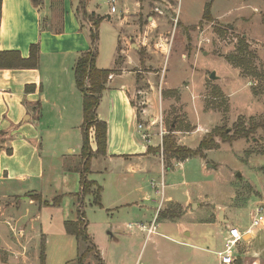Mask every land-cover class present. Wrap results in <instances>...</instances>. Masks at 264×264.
<instances>
[{"label": "rangeland", "instance_id": "rangeland-1", "mask_svg": "<svg viewBox=\"0 0 264 264\" xmlns=\"http://www.w3.org/2000/svg\"><path fill=\"white\" fill-rule=\"evenodd\" d=\"M83 1L86 3L88 0ZM129 1L116 0L114 20L126 12L127 6L124 4H130ZM142 1L148 5V14L157 17L159 24L157 29L160 34L149 44L158 51L166 45L170 51L161 60L163 77L167 76V81L172 79L175 83L187 80L197 88L192 87V94L187 89L190 84L182 82L179 89L168 94L163 92V96L173 99L171 106L163 110L167 131L173 128L176 132H200L199 135H180L184 146L193 150L199 147L204 138L217 131L226 132L228 136H234L243 128L257 127L256 131L247 139L231 143L215 136L217 146L205 151L208 165L213 166L211 170L207 171L202 166L200 158L186 160L182 167L175 165L174 169L167 168L163 175L157 159L148 167L150 173L142 185L153 198L159 190V204H163V197L170 196L183 201L189 193L195 201H203L191 211L196 223H191L187 228L158 216L157 234L146 238V233L135 235L134 228H129V225L140 223L149 227L158 204L147 202L142 208L131 211L129 208L109 210L103 207V203L97 206L94 197L88 196L83 202V211L89 223V242H78L65 232L64 221L78 219V206L72 195L64 196L66 193L79 194V186L75 191V181L72 179L77 178V174L68 177L70 180L67 184L61 160L68 163L69 158L64 159L63 156L69 155L59 144L56 146L53 141L48 144L49 137L43 134L44 149L50 153L45 156L46 179L51 185L47 189V199L50 201L42 211L38 205L31 208L28 220L34 218V226L49 236L45 244L46 264H219L216 253L223 248H219L218 243L223 242L224 245L226 228H220L222 234L220 229L205 225V221L217 219V215L226 209L228 215L234 216L229 218L230 226L238 221L246 227L250 224L253 208L258 205L264 207V0ZM93 3L100 5L102 16L111 12L109 0H93ZM209 3L212 4L214 22L204 23L202 18ZM156 9L162 11L163 15L156 13ZM103 22L99 28L97 47L106 64L110 60L111 34L117 25ZM242 39L247 45L245 62L237 65L234 58L241 57L239 47ZM144 72L153 71L150 68ZM212 73L216 74L215 80L210 78ZM184 93L189 99L183 98ZM187 107L195 114L197 127H193L189 120ZM104 110L110 112L109 103ZM200 119L204 125L202 130ZM53 134L57 138L60 135L55 131ZM172 136L178 144L174 133ZM81 138L78 135L79 145ZM154 143H159V139L154 138ZM72 145L77 154L79 146L75 138ZM163 159H166L164 155ZM167 161L171 164L174 160ZM59 197L60 204L53 206L54 199ZM167 210L168 214L171 213L168 205ZM181 228L187 230L183 232ZM189 233L191 238L183 236ZM261 233V236L258 235L261 237L260 244L253 241L249 245L239 246L235 252L243 264H264L263 229ZM42 239L35 237L30 244L29 264H41ZM183 242L188 245H183ZM5 248L0 243V264L10 261L11 253ZM14 264L18 263L14 261Z\"/></svg>", "mask_w": 264, "mask_h": 264}, {"label": "crops", "instance_id": "crops-1", "mask_svg": "<svg viewBox=\"0 0 264 264\" xmlns=\"http://www.w3.org/2000/svg\"><path fill=\"white\" fill-rule=\"evenodd\" d=\"M129 2L124 4L127 6L126 12L118 20L113 19L116 13L102 16L100 5L93 3V0L86 2L87 13L104 18L103 24L117 25L111 34L109 62L104 64L100 53L97 58V67L111 70L110 76H113L108 79L97 109L98 118L108 125L107 154L92 159L88 179L103 187L102 203L106 209L129 208L131 211L142 208L147 202L158 204L149 227L140 223L129 225V228H134L135 235L146 233V238H152L159 228L160 217L156 218L169 210L167 205L175 218L162 220L188 228L191 223H196L191 211L203 201H195L189 193L183 201L173 196L163 197L161 205L157 201L159 190L153 198L142 185L150 173L148 167L156 159L161 164L162 175L167 170L162 153L160 121L163 120V110L171 106L173 99L163 96V92L168 94L179 89L182 82L190 83L187 80L175 83L172 79L167 81V76L163 77L161 60L170 51L166 45L158 51L149 44L160 34L158 18L148 14V5L142 0ZM78 4L79 0H3L0 51H18L27 59L31 46H40L38 69H0V243L11 253L8 264H14V261L29 264L28 254L34 238H44L47 242L49 237L34 226V218L28 220L31 208L38 205L42 211L50 201L47 199V189L51 185L46 179L45 160L50 153L44 149L43 134L48 135V144L53 141L56 146L59 144L66 149L69 156L65 154L63 157L69 158L68 163L61 160L64 163V178L69 184L68 177L77 174V178H72L75 181L73 186L75 191L77 186L79 193L81 191L83 140L81 138L79 145L78 135L82 137L83 96L77 89L74 69L79 56L91 49L89 34L92 25L87 20L77 18ZM182 57L185 59V56ZM150 68L153 72H144ZM27 86L31 87L28 93ZM192 87L190 84L187 89L194 94ZM184 96L189 99L185 93ZM106 103L110 105L108 113L104 110ZM187 110L193 127H197L195 114L191 108L187 107ZM140 125L143 129H139ZM199 126L201 130L204 129L201 119ZM162 128L168 133L164 121ZM54 131L60 134L58 138ZM182 133L186 132L177 131L174 134L178 144L184 146L180 136ZM143 135H147L148 139L145 140ZM74 138L79 146L77 154L72 147ZM154 138H158L159 143H154ZM91 140L93 151H96L93 135ZM200 160L207 171L211 170L213 166L208 165L206 157ZM175 165L182 167L183 162L174 160L169 169H174ZM162 187H165L163 183ZM66 195H72L78 206L77 193ZM219 214L217 219L205 221V225L218 230L224 227L227 233L231 227L229 218L234 216L228 215L225 209V221L221 223ZM233 226L241 229L248 227H243L238 221ZM153 229V234H149ZM185 229L180 231L184 232ZM262 229L255 230L253 237L240 246L253 241L260 244ZM183 236L191 238V233ZM218 244L219 248L224 247L223 242ZM183 245L188 243L183 242Z\"/></svg>", "mask_w": 264, "mask_h": 264}, {"label": "trees", "instance_id": "trees-1", "mask_svg": "<svg viewBox=\"0 0 264 264\" xmlns=\"http://www.w3.org/2000/svg\"><path fill=\"white\" fill-rule=\"evenodd\" d=\"M2 4L3 0H0V23L2 17ZM212 4H207L205 7V13L202 18V22L212 23L214 22L213 15L211 13ZM77 18L87 20L91 23L90 30V42L91 49L88 52L81 54L76 62L74 73L77 89L83 96V125H82V167L81 173V191L76 195L78 200V219L76 221H66L65 229L68 235L76 238L78 242H89L91 239L88 235V223L85 219V213L83 211V202L86 197H94L95 204L101 206L102 204V192L103 187L99 186L97 182L90 181L88 175L90 174L91 161L95 157L105 156L107 154V135L108 125L105 121H102L97 116V109L101 102L103 93L106 90V85L109 76L112 74L111 70H103L97 67V58L99 55L98 42H99V28L104 18L97 17L94 13L89 15L86 11V3L83 0L79 1L76 9ZM61 32V31H59ZM247 49L245 39L241 40L239 47V53L241 57H235L237 65L244 63V53ZM40 64V46L34 44L30 48V56L25 59L18 51H0V69H38ZM27 93L31 91V87L27 86ZM256 128L239 130L234 136H228L226 132L217 131L215 134L204 138L199 147L196 150L190 149L186 146H179L176 143L175 138L172 136L176 132L171 128L170 132L163 138L162 151L164 162L168 163L166 168H170V162L167 159L175 160L177 162H184L194 158H205V151L213 150L217 145L215 144V136L221 137L225 142H234L238 139H247L255 133ZM93 135L96 151H93L91 137ZM159 150H161L159 148ZM38 200H40L37 197ZM61 198L54 200V206L60 204ZM49 204V203H47ZM161 219H174L175 216H171L168 212H162L159 214ZM46 242L42 243L40 261L41 264H46ZM92 251H94L92 249ZM235 264H243L241 258H238Z\"/></svg>", "mask_w": 264, "mask_h": 264}, {"label": "built area", "instance_id": "built-area-1", "mask_svg": "<svg viewBox=\"0 0 264 264\" xmlns=\"http://www.w3.org/2000/svg\"><path fill=\"white\" fill-rule=\"evenodd\" d=\"M116 0H109V4L111 7V12L116 13L115 8ZM156 13L163 15V12L159 9L155 10ZM176 21V20H175ZM113 76H110L109 79H112ZM161 131L160 135L164 138L168 133L163 130V120L160 121ZM139 129H143V126L140 125ZM148 136L143 135V138L147 140ZM264 228V207L257 206L252 212L251 223L246 229H241L239 226H231L229 227L226 236L224 238V247L223 250L217 253L219 264H235L237 261V257L235 252L238 251L240 244L245 243L250 240L255 230ZM155 229L150 230L149 234H153Z\"/></svg>", "mask_w": 264, "mask_h": 264}, {"label": "water", "instance_id": "water-1", "mask_svg": "<svg viewBox=\"0 0 264 264\" xmlns=\"http://www.w3.org/2000/svg\"><path fill=\"white\" fill-rule=\"evenodd\" d=\"M210 78L213 79V80H215L216 79V74L215 73H212V75H211ZM238 176H239V174H238ZM219 219L221 221H225L224 218H223V212H221Z\"/></svg>", "mask_w": 264, "mask_h": 264}]
</instances>
